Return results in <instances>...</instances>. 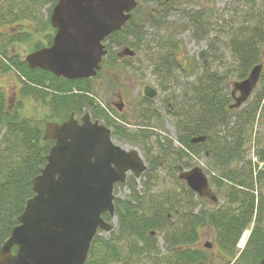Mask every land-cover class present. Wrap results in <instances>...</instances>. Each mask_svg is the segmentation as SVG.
Wrapping results in <instances>:
<instances>
[{
	"label": "trees",
	"instance_id": "obj_1",
	"mask_svg": "<svg viewBox=\"0 0 264 264\" xmlns=\"http://www.w3.org/2000/svg\"><path fill=\"white\" fill-rule=\"evenodd\" d=\"M58 1L0 0V73L14 71L22 84L20 96L50 111L40 120L25 117L21 102L13 106L0 89V251L35 195L32 181L54 145L53 140H43L45 123L64 122L73 112L79 117L89 112L112 130L115 140L139 148L148 168L140 183L128 179L126 198H115L117 225L109 237L96 235L86 264H131L134 256L156 257L150 264H207V254L196 248L205 227L214 231L226 264H260L264 192L255 187L264 180V145L253 130L264 116V0H224L223 9L217 8L219 0H138L131 19L106 39L108 53L96 77L77 80L32 69L11 53L18 43H32V51L52 45L56 31L50 17ZM44 7L47 15L42 13ZM146 24L163 33L154 48L145 41ZM185 32L192 42L206 46L193 57L177 38ZM41 33L45 42L38 38ZM116 47L121 49L117 53ZM125 49L148 52L157 96L160 92L157 102V96H141L136 128L113 117L120 118L117 110L102 104L97 98L101 93L93 86L105 71L132 66L128 61L135 51L133 56L118 55ZM257 65L263 66L260 88L246 103L232 108L234 83L245 80ZM99 90L106 93L105 88ZM166 121L172 124L174 138L158 131L164 130ZM252 136L261 146L255 153L257 163L246 159ZM197 158H205L218 172L219 177L209 180L223 199L218 207L206 208L205 203L215 202L199 197L179 178L181 170L195 168ZM103 217L111 221L107 214ZM248 229L250 236L236 259L238 242Z\"/></svg>",
	"mask_w": 264,
	"mask_h": 264
},
{
	"label": "water",
	"instance_id": "obj_2",
	"mask_svg": "<svg viewBox=\"0 0 264 264\" xmlns=\"http://www.w3.org/2000/svg\"><path fill=\"white\" fill-rule=\"evenodd\" d=\"M137 6L138 0H59L50 17L56 30L52 45L29 53L25 61L58 78H93L108 53L105 40L125 26ZM118 55L133 56L134 51L125 49ZM262 68L255 66L245 80L234 83L232 108L251 97ZM144 94L153 99L157 90L146 86ZM115 106L122 111L123 103ZM43 140L55 144L32 181L35 195L1 248L0 264H86L99 231L114 229L103 218L108 214L116 219L114 186L125 183L128 173L138 180L147 170L137 149L115 144L111 130L93 122L89 113L81 123L73 113L61 124L47 122ZM179 178L199 197L217 202L200 167L181 170Z\"/></svg>",
	"mask_w": 264,
	"mask_h": 264
},
{
	"label": "rangeland",
	"instance_id": "obj_3",
	"mask_svg": "<svg viewBox=\"0 0 264 264\" xmlns=\"http://www.w3.org/2000/svg\"><path fill=\"white\" fill-rule=\"evenodd\" d=\"M226 3L227 1L219 0L217 3V8L223 9ZM46 11H47V7L46 8L44 7L42 10V13H45L47 15ZM29 25L30 23L27 22L26 26H29ZM144 33H145V39H146L145 41L148 45H150L151 48L155 47L154 43L158 40V37L163 35L162 31H159L156 28L148 24H146V27L144 26ZM44 35L45 33H41V35L38 37V38H42L43 42H45L43 40L45 39ZM177 38L181 40L184 50L189 57H193L197 55L202 49L206 47L204 44L198 45L192 42L191 39L189 38L188 32L181 33ZM35 39H37L36 36H35ZM31 44L32 43H29V42L15 44L11 48V53L13 55H19L22 59H25V57L30 52H32V50H34ZM120 50L121 49H118V47H116L114 49V52L117 53ZM143 50L145 51L146 49H143ZM134 51H135V56L131 57V59L128 61L129 64H131L132 66L128 68L117 67L114 69V71L111 70V72L105 71L101 77L96 78L93 81V86L96 89H98L99 93H101L97 97L98 100H100L102 104L104 105L109 104V106L117 110L120 118L114 114H113V117H116V119L120 122L127 121L128 127L136 128L138 126L137 124L139 123V115L141 113V111H138L137 108H138L141 96L142 95L144 96L143 94L144 87L149 85L155 89H158V86L155 82V77L152 72V67L149 64V57L146 56L148 52H142L141 50L140 51L134 50ZM118 63H122V62L118 61ZM113 81H116L117 84H113ZM110 83L113 85L112 88L110 87ZM259 83H258L257 89L260 88ZM21 85H22L21 81L18 75L14 71H10L8 73H0V89H2L7 94L9 99L12 101L13 106L16 104V102H21L20 112L23 116L33 118L36 120L46 118L47 115L50 113V111L48 110V106L43 105L41 103H36L34 100L30 98H22L19 94V89ZM103 88H105L106 93H102V91L99 90ZM159 94L155 98L156 102L158 101V98L160 97ZM119 97H121L122 99L120 100ZM121 103H123V108H122V112H119L117 107L114 104H121ZM87 113L88 112H86L85 114ZM123 119H125V121ZM48 121H52V119H48ZM254 128L255 129L253 130V135L256 136V138L260 141L259 142L260 145H264V116L261 117V119H258L256 121ZM158 131L163 136H167L168 138L169 137L174 138V129L172 127V124L169 121L165 122V128L163 131H160V130ZM2 133L3 132L0 127V138H1ZM251 139L252 141L250 140L248 144L249 152L247 154L246 159L251 160L254 163H257L258 160L257 158H255V153L261 146H258L256 143H254L253 136ZM113 140L116 144H118L119 146L123 148H127L128 150L135 149V148L139 150V148L131 146L129 144L122 143L117 139L115 140L113 138ZM139 152L143 156L140 150ZM194 164H196V166L198 167H201L203 170L209 168L210 171L208 173L204 170L206 175L209 177V180H211L212 177H219L218 172L216 170H213V168L209 166V163L205 158L195 159ZM260 169H261V165L255 167L256 171ZM165 175H166V170L163 171V177ZM143 176L144 174L142 175V177ZM129 177H133V175L129 174L128 178ZM140 179L137 180L138 183H140ZM212 183L213 182L210 181V188L212 190V193L215 196H217L219 201L217 200L215 204L211 202L205 203L204 206L206 208L218 207L220 204L223 203V199H220V196H219V193L217 191L215 184L214 183L212 184ZM255 190L257 192L259 191L264 192V180L261 183L256 184ZM129 193L130 191L124 185L116 184L114 187L115 197L126 198L129 195ZM109 222L114 224L116 227L117 219H115V221L112 219ZM245 232H248L249 234H248V237L244 240V242H242L241 240H243V237L245 236V234L241 236L238 242V245H237L236 259L240 256L241 252L245 248L247 240L250 236L251 230H248ZM100 235L104 237H109L110 233H106L105 231H100ZM200 235H201L200 242L197 244L196 248H201L205 250V253L209 256L210 261H212V264H226V261H227L225 259L226 257L224 253H222V251L220 250V248L218 247L216 243V235L214 231L210 227H205L201 230ZM158 238H159L158 239L159 246L162 249V253H166L164 249L162 237L158 236ZM205 243H211L212 247H205L204 246ZM210 250L214 252L210 254ZM155 259L156 257H151L149 259L143 256H134L131 260V264H150V261L155 260Z\"/></svg>",
	"mask_w": 264,
	"mask_h": 264
},
{
	"label": "flooded vegetation",
	"instance_id": "obj_4",
	"mask_svg": "<svg viewBox=\"0 0 264 264\" xmlns=\"http://www.w3.org/2000/svg\"><path fill=\"white\" fill-rule=\"evenodd\" d=\"M105 45H106V44H105ZM148 99H149V98H148ZM114 105H116V104H114ZM71 114H72V113H71ZM73 114H74V117L79 121V123H81V120H82L81 118H83V117L76 116L74 112H73ZM90 115H91V114H90ZM91 119H92V117H91ZM92 120H93V119H92ZM93 122H96V120H93ZM97 122H99V121H97ZM109 129H110V128H109ZM110 130H111V129H110ZM111 132H112V130H111ZM112 139H113V137H112ZM54 144H55V141H54ZM129 174H131V173H128V174H127V178H126L125 183H123V184H122V183H117V184H120V185H124V186H125V184L127 183L128 179L130 178V177L128 178V175H129ZM114 187H115V186H114ZM207 244H209L210 247H212L211 243H205L204 246L207 247V246H206ZM203 251L205 252V250H203ZM212 252H214V251L210 250V254H211ZM205 254H206V253H205ZM210 254H209V255H210ZM206 258H207V262H205V263H207V264H212V261H210L208 255H207ZM225 259H226V258H225Z\"/></svg>",
	"mask_w": 264,
	"mask_h": 264
}]
</instances>
